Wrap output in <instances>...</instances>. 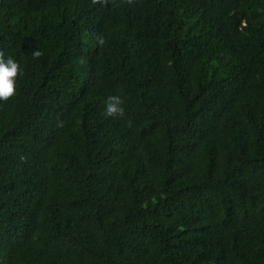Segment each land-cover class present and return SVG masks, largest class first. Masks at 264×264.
Here are the masks:
<instances>
[{"label":"trees","instance_id":"1","mask_svg":"<svg viewBox=\"0 0 264 264\" xmlns=\"http://www.w3.org/2000/svg\"><path fill=\"white\" fill-rule=\"evenodd\" d=\"M0 51V264H264V0H0Z\"/></svg>","mask_w":264,"mask_h":264},{"label":"clouds","instance_id":"2","mask_svg":"<svg viewBox=\"0 0 264 264\" xmlns=\"http://www.w3.org/2000/svg\"><path fill=\"white\" fill-rule=\"evenodd\" d=\"M124 3L132 5L135 0H123ZM93 5H101L106 7L109 3L115 4V0H91ZM96 41L100 46L105 43L104 37L97 36ZM43 53L36 49L32 51L33 59H39ZM22 75L20 64L11 57L5 58L3 51H0V102H7L15 95L16 80ZM124 101L120 96H109L105 101L106 117H125V109L123 107ZM24 157H21L23 160Z\"/></svg>","mask_w":264,"mask_h":264}]
</instances>
